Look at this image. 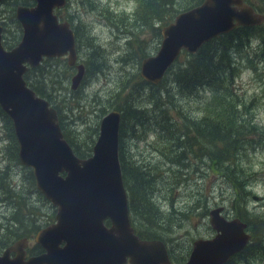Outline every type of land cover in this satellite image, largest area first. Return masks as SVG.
<instances>
[{
  "label": "water",
  "instance_id": "obj_1",
  "mask_svg": "<svg viewBox=\"0 0 264 264\" xmlns=\"http://www.w3.org/2000/svg\"><path fill=\"white\" fill-rule=\"evenodd\" d=\"M32 1L31 7L15 8L21 37L10 50L1 45L0 27V110L11 122L19 164L30 169L36 191L55 209L54 222L33 237L42 253L25 257L27 241L19 239L0 253V264H171L162 242L140 240L130 227L117 158L119 113L100 119L91 155L78 159L62 137L56 112L26 86L23 74L43 58L66 57L69 66L75 62L74 35L54 15L65 0ZM259 25H264V13L243 0H202L160 29L158 50L141 60L139 77L156 85L181 52L194 55L234 28ZM82 76L78 65L71 90ZM221 212L208 211L214 236L194 240L183 264H225L244 249L246 225Z\"/></svg>",
  "mask_w": 264,
  "mask_h": 264
},
{
  "label": "trees",
  "instance_id": "obj_2",
  "mask_svg": "<svg viewBox=\"0 0 264 264\" xmlns=\"http://www.w3.org/2000/svg\"><path fill=\"white\" fill-rule=\"evenodd\" d=\"M83 1L90 5V0ZM244 1L254 12L264 13V0H259L261 7L257 6V0ZM134 2L135 8L131 18L112 17L110 22L112 26H116L115 28L122 27L125 30V44L131 50L136 46L134 54L138 56V60H142L146 57L142 52L145 41H140L138 35L149 30L155 36H159L160 29L170 23L176 14L199 5L202 0L181 2L179 0H134ZM18 5L25 6L23 3ZM13 11L14 9H11L8 16L3 19L8 23L2 24V35L8 33L7 28L11 25L14 27L13 33L15 32L13 39L17 43L21 31L14 19ZM155 24L159 27H154ZM77 32L76 29L73 31L76 49L80 42L78 33H81ZM251 40L257 42V51L253 57L264 64V26L234 28L230 33L218 36L202 45L194 55L182 52V60L179 56L158 84L150 85L141 79L138 80L133 86L137 94L144 92L146 90L144 87L147 88L145 99L140 100H146L144 105L140 103L137 105L134 102L135 98L127 93L130 82L122 83L120 80L117 84L119 89L110 99L109 105L120 114L118 163L127 195L130 224L139 239L159 240L165 244V241L154 233L140 231L134 219L148 229L164 228L161 230L166 234L172 226L173 220L159 223L161 212L152 202L150 194L147 193L151 184L161 179L164 173L160 169L162 166H166L165 172L168 174L166 179L171 180V183H168L169 186L179 185L180 181L181 183L189 181L192 176L199 173L203 176L205 172V174L210 173V176L219 177L225 184L231 186L238 203L242 204L246 201L248 192H244V188L252 176L247 164L248 150H253L256 144L264 140L257 126L251 121L250 103H246L239 96L235 84V80L243 69H255L247 53ZM14 45H8L2 39V46L5 49H10ZM87 45L90 46V44ZM96 57V53L92 51L88 58L83 60V65H86L87 61L95 60ZM60 61L59 59L44 60L37 68L27 70L23 75L26 85L36 96L47 101L52 108L49 102L51 97L45 90L48 86L46 79L49 73L52 72L54 75L57 68L53 67ZM62 64L66 65L64 61ZM89 73L94 74L92 71ZM135 78L138 79L136 75ZM53 109L57 113L58 125L63 138L73 153L80 159L88 158L94 142L92 144L90 140L80 149L76 147L63 132L57 109ZM0 119L5 123L8 132L11 160L18 163L13 131L9 120L1 110ZM139 127L141 130H136ZM128 130L131 135L138 137L134 144H140L148 136L151 137L154 141L150 145V152L155 158L165 155L167 165L160 164L148 170L145 166L151 162L143 165L128 160L122 151L124 135ZM202 164L204 170L201 168ZM193 165L196 166L193 168ZM181 173L185 175L183 179H180L183 175ZM1 183H3V188L0 187V197L9 211L4 225L0 226V252L12 242L21 238L30 239L32 234L46 227L48 224L40 225L37 217L42 208L41 205L50 206L35 190L29 169H26L25 184L17 189L16 185L12 188L10 183L3 181ZM240 210L243 215L248 212L246 208ZM173 215L175 212L173 206L170 205L167 216ZM177 215L179 221L187 220L186 213ZM254 218L264 220V211L252 219ZM239 219L246 224V230L250 232L251 238L245 248L225 264H252L251 262L258 258L264 262V224L254 229L252 219L245 218V216H239ZM41 252L42 250L37 245H32L27 249V253L32 256ZM167 253L172 263L181 264L185 261L189 251L183 257L182 255L178 257L179 259L173 256L170 249H167Z\"/></svg>",
  "mask_w": 264,
  "mask_h": 264
},
{
  "label": "rangeland",
  "instance_id": "obj_3",
  "mask_svg": "<svg viewBox=\"0 0 264 264\" xmlns=\"http://www.w3.org/2000/svg\"><path fill=\"white\" fill-rule=\"evenodd\" d=\"M6 1L0 4V26L3 23L5 25L8 23L7 20L4 21L3 19L8 16L9 11L14 9L16 5L23 3L28 6L31 3L27 2L29 0ZM254 4L256 5V3ZM133 5L135 8L134 0H90V5L83 0H67L66 6L62 10L56 11L59 19L68 22L73 31L76 29L81 32H77L80 42L77 49L75 46L78 62L83 65V60L87 59L92 51L97 56L95 60L87 61V66L84 64V76L76 91L69 89V80L74 75L75 70L67 68L66 65L63 66V61L58 64L55 63L56 65L53 68L57 69L54 75L51 72L46 79L48 86L45 90L51 97L49 102L58 111L63 132L79 149L90 140L92 144L95 142L101 117L116 110L109 105V102L119 89L117 84L120 80H122V83L125 81L130 82L127 93L135 98L134 102L136 104L144 105L146 102V100H140L145 99L147 88L144 87L146 90L141 94H137L133 88L135 83L141 79L138 75L141 60H138V56L136 57L134 54L136 46L133 50L129 49L125 44V30L122 27L115 28L116 26H112L110 22L113 19L112 17L127 16L131 18L134 8L131 13L127 9ZM257 6L261 7L259 0H257ZM155 26L159 27L157 24ZM13 28L10 25L7 28L8 33L2 35V39L8 45L16 43L13 39L15 33H13ZM138 38L140 41H145L144 50H142L145 56H153L158 50L161 40L160 35L155 36L151 31L146 30L140 33ZM87 44H90V46ZM256 45V40H251L249 48H247L248 57L252 60L255 69H243L235 80V84L239 96L246 103H250L251 121L257 126L258 132L264 138V64L253 57V54L257 51ZM182 57L183 53L180 55L181 60ZM91 71L94 74H90ZM135 75L138 79L135 78ZM131 79L133 81H130ZM101 110H103L102 113ZM136 130H141V128L139 127ZM124 136L122 151L128 160L143 165L151 162L145 166L148 170H152L160 164L167 165L165 155L155 158L150 152V145L154 141L151 137L148 136L140 144H134L138 138L136 135H131L128 130ZM255 146L256 148L253 150H248L247 164L252 176L244 188V192H248L244 203L237 202L235 191L231 186L225 184L219 177L210 176V173L205 174L204 172L203 176L202 173H199L192 176L189 181L182 183L180 181L179 185L169 186L168 183H171V180L166 179L168 178V174L165 172L166 166H162L160 169L164 173L161 179L156 180L155 184H151L147 193L150 194L152 202L161 212L159 223L173 220L172 226L169 233L166 234L161 230L164 228L148 229V227L143 226L138 220L134 219L136 227L142 232L154 233L162 238L165 241V247L170 249L175 258L179 259L178 257L181 255L183 257L185 253H188L194 240L208 239L213 236L214 232L208 225L207 217V213L211 209L222 207L221 214L227 220L235 217L239 219V216L252 219L262 214L264 211V140ZM10 149L11 145L8 141L6 125L0 119V187L3 188V183H1L3 181L4 183H10L12 188L16 185L17 189L25 184V173L28 168L20 165L18 160V163L11 160ZM195 166L193 165V168ZM201 168L204 170L203 164ZM4 171L6 174H2ZM181 174L183 175L180 176V179H183L185 175L184 173ZM208 176L210 177L208 178ZM170 205L173 206L175 215L169 217L167 214ZM41 206L42 208L37 217L39 224L47 223L49 225L53 222L54 209L48 205ZM245 208L248 212L243 215L240 209L245 210ZM8 211L6 203L4 204L3 199L0 197V226L4 225L5 220L8 218ZM178 213H186L187 220L179 221ZM260 224H264V220L252 219L254 229ZM34 235L32 234L28 240V247L33 245ZM251 263L264 264L259 258Z\"/></svg>",
  "mask_w": 264,
  "mask_h": 264
},
{
  "label": "bare ground",
  "instance_id": "obj_4",
  "mask_svg": "<svg viewBox=\"0 0 264 264\" xmlns=\"http://www.w3.org/2000/svg\"><path fill=\"white\" fill-rule=\"evenodd\" d=\"M40 98V97H39ZM42 99V98H41ZM44 100V99H43ZM45 101V100H44ZM47 102V101H46ZM48 103V102H47ZM48 106L49 107H51L49 104H48ZM52 108V107H51ZM53 109V108H52ZM113 111H115V112H118L117 110H113ZM112 112V111H111ZM119 113V112H118ZM119 116H120V114H119ZM62 137H63V135H62ZM64 139V138H63ZM66 142V141H65ZM67 143V142H66ZM218 208H222V207H218ZM234 219H237V220H239L240 221V219H238V218H234ZM247 234H248V236H249V239H248V242H249V240H250V238H251V235H250V232H248L247 231ZM26 241H27V239H26ZM28 242V241H27Z\"/></svg>",
  "mask_w": 264,
  "mask_h": 264
},
{
  "label": "clouds",
  "instance_id": "obj_5",
  "mask_svg": "<svg viewBox=\"0 0 264 264\" xmlns=\"http://www.w3.org/2000/svg\"><path fill=\"white\" fill-rule=\"evenodd\" d=\"M133 8H134V5H133V6H129L128 9H127V11H128L129 13H131V12L133 11Z\"/></svg>",
  "mask_w": 264,
  "mask_h": 264
},
{
  "label": "flooded vegetation",
  "instance_id": "obj_6",
  "mask_svg": "<svg viewBox=\"0 0 264 264\" xmlns=\"http://www.w3.org/2000/svg\"><path fill=\"white\" fill-rule=\"evenodd\" d=\"M3 2L5 3V2H7V1H6V0H4ZM25 239H26V238H25ZM28 240H29V239H27V241H28Z\"/></svg>",
  "mask_w": 264,
  "mask_h": 264
}]
</instances>
